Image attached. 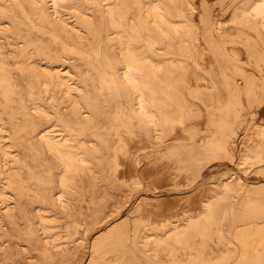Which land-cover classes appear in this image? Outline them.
<instances>
[{
    "label": "bare ground",
    "instance_id": "bare-ground-1",
    "mask_svg": "<svg viewBox=\"0 0 264 264\" xmlns=\"http://www.w3.org/2000/svg\"><path fill=\"white\" fill-rule=\"evenodd\" d=\"M227 3L222 20L210 0H0V264H264L232 200L264 167V123L250 121L264 107V0ZM243 122L256 138L235 175L152 224L181 191L160 189L165 166L141 167L125 140L155 148L201 125L210 150L195 159L231 156Z\"/></svg>",
    "mask_w": 264,
    "mask_h": 264
},
{
    "label": "rangeland",
    "instance_id": "rangeland-1",
    "mask_svg": "<svg viewBox=\"0 0 264 264\" xmlns=\"http://www.w3.org/2000/svg\"><path fill=\"white\" fill-rule=\"evenodd\" d=\"M227 2L228 0H210L213 12L217 15L216 17L222 18V20L228 18L230 10L228 8L229 11L220 16L219 7L230 5L231 2ZM95 68L98 67L95 65ZM250 121L264 123V107ZM249 124L243 122L242 126L237 129L244 130ZM231 125L233 126V123ZM129 137L125 140V147L139 155L141 167L165 166L164 174L161 178L156 179L159 188L164 191L177 188L181 191L182 197L179 200L170 196L166 198L168 206L161 211V216L151 215L152 224L158 223L160 219L165 222L171 218L173 220L183 218L186 213H194L199 208L202 196L207 192L212 181H219L222 178V172H226L225 176L235 175V162L239 159L245 145L252 143V140L256 138L250 130H244L242 134L236 135L231 143L233 149L231 156L226 155L221 149L214 150L213 148L211 151L215 152L217 156L196 160L197 150L202 152L210 150L201 148L212 138V136H208L205 126L200 125L198 133L192 140L184 138L183 134L177 130L172 131L163 138L162 144L155 148L144 140V135L141 132H136ZM225 164L230 165L223 169L222 166ZM262 165H254L248 169L246 178L243 180V187L240 190H236V187L233 189L232 200L238 209L234 217H239L235 221L234 229L248 233V239L251 241L248 257H259L264 261V192L259 189L260 182H264V167ZM195 175L196 179H194ZM192 185L195 186L192 187ZM173 205L176 206L173 207ZM142 222L144 223L143 219ZM214 264L251 263L242 261L239 254L224 253L223 260Z\"/></svg>",
    "mask_w": 264,
    "mask_h": 264
},
{
    "label": "crops",
    "instance_id": "crops-1",
    "mask_svg": "<svg viewBox=\"0 0 264 264\" xmlns=\"http://www.w3.org/2000/svg\"><path fill=\"white\" fill-rule=\"evenodd\" d=\"M247 70H248V72H251L252 74H254V76L259 75V73L256 70H254L253 68L252 69H247Z\"/></svg>",
    "mask_w": 264,
    "mask_h": 264
}]
</instances>
